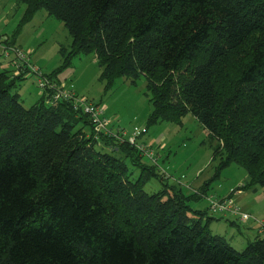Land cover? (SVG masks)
I'll return each mask as SVG.
<instances>
[{
  "label": "trees",
  "instance_id": "16d2710c",
  "mask_svg": "<svg viewBox=\"0 0 264 264\" xmlns=\"http://www.w3.org/2000/svg\"><path fill=\"white\" fill-rule=\"evenodd\" d=\"M17 2L22 21L45 10L63 22L72 39L63 59L95 54L106 88L144 77L148 124L192 115L216 174L235 164L243 188L264 186V0ZM0 35V49L17 48ZM1 58L0 264H264L263 233L238 251L210 231L221 213L191 207L205 188L145 192L159 169L122 129L96 131L72 98L54 99L64 88L28 55ZM31 71L44 85L25 107L18 87Z\"/></svg>",
  "mask_w": 264,
  "mask_h": 264
},
{
  "label": "rangeland",
  "instance_id": "374dc122",
  "mask_svg": "<svg viewBox=\"0 0 264 264\" xmlns=\"http://www.w3.org/2000/svg\"><path fill=\"white\" fill-rule=\"evenodd\" d=\"M22 12L23 7L17 0H0V16H3L0 32L7 35L21 51L29 53V67L59 82L64 90L77 91L79 98L86 97L102 105L109 125L112 123L115 126L119 122L122 130L129 134L133 128L147 130V133L137 138L138 144L140 140H156L152 149L159 172L146 183L145 192L151 194L176 185L188 195L205 188L206 196L192 202L191 207L207 211V215H211L207 210L210 198H224L233 194L235 207L248 213L250 218L246 223H241L238 216L226 213L210 229L238 251L254 240L257 228L264 227V186L243 188L247 173L235 164L216 174V162L212 160L213 145L208 141L205 129L192 115L186 114L181 125L173 122L148 124L151 105L144 77H140L135 84L120 78L106 88L105 83L99 79L100 69L95 54L79 53L67 61L63 59L72 43L63 22L49 16L45 10L37 11L28 21H22ZM0 60L7 65L5 58ZM42 89L38 77L31 71L18 87L23 105L29 107L35 103ZM160 145L162 149H159ZM144 161L150 162L146 158ZM129 169L134 175L139 174V168L130 166Z\"/></svg>",
  "mask_w": 264,
  "mask_h": 264
},
{
  "label": "built area",
  "instance_id": "2783aa9c",
  "mask_svg": "<svg viewBox=\"0 0 264 264\" xmlns=\"http://www.w3.org/2000/svg\"><path fill=\"white\" fill-rule=\"evenodd\" d=\"M1 40L2 38L0 35V41ZM1 52L4 56H8L9 53L11 52L20 61H23L27 57L26 53L15 47H8V48L2 47ZM40 85L43 86L44 83L41 82ZM60 97L65 99L72 98L74 100L76 107L81 108L84 113L88 114L92 118L93 122L95 123L96 131L103 130L104 132H108L109 122L105 117V109L102 105L95 104L87 100L86 98H79L77 96L75 97L72 92L58 88L56 94L54 95V99ZM145 131L146 130L144 128L135 129L127 137V141L128 143L133 145L143 157L147 158L152 163L156 164L157 162L156 155L153 149L145 144L142 143L138 144L136 142L140 134L144 133ZM118 134L121 137L124 135L126 136V133L124 131H119L117 135ZM234 204H235L234 200L230 196L222 199H215V198L209 199L210 210H212L213 212H218V213L229 212L235 216H238L240 222L246 223L250 218V216L246 213L241 212L240 209L235 207Z\"/></svg>",
  "mask_w": 264,
  "mask_h": 264
},
{
  "label": "crops",
  "instance_id": "0c3cea01",
  "mask_svg": "<svg viewBox=\"0 0 264 264\" xmlns=\"http://www.w3.org/2000/svg\"><path fill=\"white\" fill-rule=\"evenodd\" d=\"M2 15L0 16V23L2 22ZM1 33V32H0ZM18 48V47H17ZM27 53V55H29V53L28 52H26ZM70 91H72V93H75L76 95H79L78 94V92L77 91H75V90H70ZM84 97V96H83ZM86 98V97H85ZM92 102V101H91ZM112 121V120H111ZM111 125H112V123H111ZM116 126H118V128L119 129H123V128H121L120 127V124H119V122L115 125V127ZM135 129H137V128H133L132 130H131V132H130V134L135 130ZM124 131H126V130H124ZM128 134H129V132L128 131H126ZM146 133H147V131H146ZM145 134V133H144ZM155 142H156V140L154 139V138H149V139H146L145 141L144 140H140V143H142V144H145V145H147V146H149V147H151V148H153V146H154V144H155ZM159 149H162V145H160L159 146ZM236 191L237 192H239L240 190L239 189H236ZM235 192V191H234ZM233 192V193H234ZM232 197L233 198V194H230V195H228L227 197ZM225 198V197H224ZM234 203H235V200H234ZM208 207H209V205H208ZM207 207V208H208ZM243 212V211H242ZM243 213H246V212H243ZM246 214H248V213H246ZM218 216H217V219H214V220H212L211 221V223H210V225H209V228H210V226L212 227V225L213 224H215L216 223V221H218V219L219 220H221L223 217L221 216V215H224L223 213H221V215L220 214H217ZM249 215V214H248ZM225 217V216H224ZM242 223V222H241ZM231 224H232V222H231ZM258 224V223H257ZM258 226H261L260 224H258ZM251 226H247V228H250ZM263 229H264V227L262 226V227H258L257 228V230H256V233H257V235L258 234H260V233H262L263 232ZM262 230V231H261ZM210 231L212 232V230L210 229ZM213 233V232H212Z\"/></svg>",
  "mask_w": 264,
  "mask_h": 264
}]
</instances>
